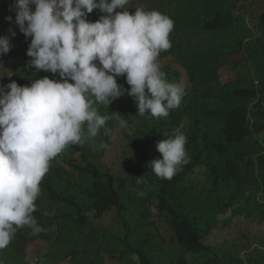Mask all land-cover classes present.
Wrapping results in <instances>:
<instances>
[{
    "label": "trees",
    "instance_id": "obj_1",
    "mask_svg": "<svg viewBox=\"0 0 264 264\" xmlns=\"http://www.w3.org/2000/svg\"><path fill=\"white\" fill-rule=\"evenodd\" d=\"M249 1L256 8L244 9L241 15L238 5ZM169 2L179 5L172 9ZM15 4L16 0H0V36H9L11 45L7 54L0 55V86L12 81L27 86L45 76L52 78L51 72L29 66L31 58L26 53L31 37L26 38L15 24ZM157 7L168 10L174 21L169 36L172 46L160 53L158 62L166 79L184 84L186 94L180 106L167 117L153 118L137 114L133 97L126 93L120 97L114 108L117 114L103 115L110 117L106 122L109 134L101 129L97 135V145L106 143V149L95 150L88 142L70 145L50 162L33 213L43 231L33 235L27 227L18 229L0 250L3 264H51L42 262L33 248L47 238L46 229L64 233L68 219L74 222V245L84 258L98 249L111 260L135 254L140 264H158L153 250L166 251L153 245L148 248L157 239L179 248L170 264H198L206 256L203 264H256L249 252L257 245L264 248V0H129L124 10L134 13L136 8ZM252 12L254 29L246 25ZM102 15L94 9L87 20L95 22ZM8 16L12 22L5 19ZM239 24L243 34L229 45L227 32ZM225 49L223 64L216 63V52ZM167 55L173 56L177 68L162 63ZM117 83L130 88L124 76ZM96 109L104 110L102 106ZM118 115L126 127L120 126ZM178 128L187 137V162L178 166L170 180L160 179L147 164L162 158L156 143L172 137ZM118 136L137 153L133 182L121 183L141 204L136 222L155 227L158 234L130 241L134 231L125 223V239L116 237L122 247L103 250L94 245L99 243L95 222L114 210L121 217L123 206L117 178L101 160L104 154H113ZM67 162L82 175L78 186L72 180L76 175L67 177ZM56 203L61 208L53 215L49 209ZM217 240L223 242L222 251L214 246ZM85 241L91 245L84 246ZM183 250L193 256L188 259ZM242 252L248 255L245 259L240 257ZM78 255V250L73 251L58 262L53 256V264H73Z\"/></svg>",
    "mask_w": 264,
    "mask_h": 264
},
{
    "label": "clouds",
    "instance_id": "obj_2",
    "mask_svg": "<svg viewBox=\"0 0 264 264\" xmlns=\"http://www.w3.org/2000/svg\"><path fill=\"white\" fill-rule=\"evenodd\" d=\"M128 3L16 0L15 24L31 37L29 66L54 75L27 86L15 81L0 86V250L18 229L27 227L33 235L43 231L33 213L50 162L68 146L97 137L101 129L109 134L110 117L100 115L94 103L109 106L126 93L134 98L138 115L153 118L167 117L180 106L184 84L169 82L158 62L160 53L172 46L174 21L157 10L136 8L130 13L124 10ZM94 9L105 15L90 22L87 15ZM5 19L12 22L11 16ZM10 48L9 36H0V55ZM121 76L129 89L117 83ZM119 124L126 127L123 119ZM186 142V135L176 129L172 137L156 143L162 158L147 167L170 180L187 162ZM131 259L138 264V256Z\"/></svg>",
    "mask_w": 264,
    "mask_h": 264
},
{
    "label": "rangeland",
    "instance_id": "obj_3",
    "mask_svg": "<svg viewBox=\"0 0 264 264\" xmlns=\"http://www.w3.org/2000/svg\"><path fill=\"white\" fill-rule=\"evenodd\" d=\"M252 2L253 1H251V3ZM169 3L172 4L171 5L172 9L179 5L178 2H169ZM255 8H256V4H252L250 7V1L245 4L241 2L238 5V11L240 10V12L242 13L241 15L243 14L245 15L244 9H247L250 12V10L252 11ZM156 10L172 19V15H169L168 10L164 9V7H157ZM253 16H254V12H252L250 16L246 17V22H247L246 25L248 28L251 29H254V25H257L254 21H252ZM241 27L242 28L245 27L244 24H241ZM242 34L243 31L240 30V24L233 27V29L227 32L228 43H230L229 45L233 46L236 40L239 39L242 36ZM227 50L228 49L217 51L213 58L214 61L218 64H223L224 62L223 56H225ZM163 57H164L162 60L163 64L171 63V66H174V68L178 67L175 64H173L175 62L173 56L167 55ZM53 75L54 74L51 73V76ZM167 80L169 82L174 83V81L171 80L169 77L167 78ZM26 85L28 84L26 83ZM119 100H120L119 98L115 99L114 101H112V103L109 104V106L102 103H94L93 106L95 108L102 106L104 110H98V113L103 116L106 113L116 112L114 108H116V106L118 105ZM118 132H121V130H119ZM118 132L116 131L117 134H119ZM97 140H98V136L89 139L87 142L88 144H90V146L93 149L99 150L101 148H99V145H97ZM114 147H116V149L113 151V154L112 153H108L107 155L104 154L101 160L106 163V165L110 168V170L115 174V177L117 178L118 189L123 198V206L119 211L121 217L120 215H117V211L114 210L111 213H108L105 216V218L102 219L101 221L95 222V228H96L95 230H97L99 233L98 234L99 243L97 242L94 245L101 246V249L103 250L105 249L108 250V248L111 249L114 246H116L117 248L122 247V245H120V241L117 240L116 237L120 236L125 239V235H126L125 232H127L126 227L124 225L125 223H130L134 231L133 237L129 239L130 241L144 239L151 232L158 234V231L155 227L148 225L147 223L138 222L139 223L138 224L136 222L140 217L138 208L141 206V204L138 201L136 202L137 199L135 200L134 196L131 197L130 195H128L127 192H125V187L123 186L126 183L131 184V182H133L134 176L132 174V169L136 165L137 153L133 151V149L129 146V143L125 141L123 137L122 138H119V136L117 137ZM65 157L63 159H65ZM67 165L69 172V174H67V177L70 178V173L76 175V177H74L72 180L75 183V185L78 186V183L80 182L79 180L80 178H82V175L78 170H75L74 167L70 165L68 162ZM63 176L66 177L65 174H63ZM122 182H124L123 185L121 184ZM71 188H73L72 191H74V189L77 187L74 188L73 185ZM194 196L197 197L196 194H194ZM44 201H46V199L43 198V202ZM60 206H61L60 204L56 203L49 210H51L53 215H56L59 209L61 208ZM74 226H75L74 222L68 219V221H65L64 224L65 227L64 233H59V230L55 228L53 230L46 229L44 232L47 233V238L38 242L36 248L35 249L33 248V253L35 252L37 255H40L39 259L42 262L51 263V264H53V256L57 257L56 262H58L62 259H66L68 254L76 250H78L79 255L76 258V260H74L75 262L74 261L72 262L73 264H137V262L131 259V257L133 256L132 254L126 255L125 258H123V260H111L108 259V257H110L108 253H106L105 251L104 253H99L98 249L91 251L84 258L83 255L80 254L81 249L76 248V246L74 245L77 240L76 238H74L73 235ZM163 235H167V234L163 232ZM160 242H161L160 240L152 239L150 241V245L148 246V248H150L152 245L155 247H162L163 251H166L164 254H161L159 251H155V249L153 250V254H155L156 256L157 263L170 264L171 261L175 259V256L179 253V248L175 245L161 244ZM222 243H223L222 240H217L214 246L217 247L218 249L220 248L222 251L224 248L221 245ZM82 244L84 246L91 245V243H88L86 241L83 242ZM130 245L137 246V243H130ZM249 253H250V258L253 259L254 263L264 264V248L262 249L259 245H257ZM46 254L48 257L46 256ZM184 254L188 259H190V257L193 256L191 254H186L183 250L182 255ZM233 254L237 255V252H233ZM247 256L248 255L245 254V252H242L240 257L242 259H245ZM206 259H208L207 256L205 258L201 257V259H198V264H203L206 261ZM30 261H34V260L31 258ZM138 264H140L139 260H138Z\"/></svg>",
    "mask_w": 264,
    "mask_h": 264
}]
</instances>
